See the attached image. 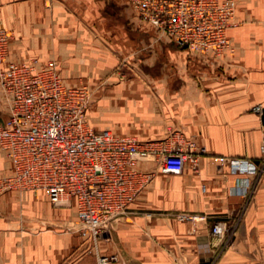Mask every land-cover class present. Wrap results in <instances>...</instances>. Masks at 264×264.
<instances>
[{
	"label": "crops",
	"instance_id": "0c3cea01",
	"mask_svg": "<svg viewBox=\"0 0 264 264\" xmlns=\"http://www.w3.org/2000/svg\"><path fill=\"white\" fill-rule=\"evenodd\" d=\"M235 1L229 49L208 57L161 36L131 0H0V27L10 35L3 66L54 61L67 85L93 89L96 130L141 141L177 131L197 156L195 168L186 161L179 174L157 173L96 250L79 231L74 206H52L44 190H1L0 264H97V254L112 253L118 259L106 264H264V178L243 196L234 189L243 176L220 160L257 161L264 138V113L251 110L264 106V0ZM7 116L0 99V121ZM12 173L0 147V178ZM168 211L208 220L191 231ZM217 219L235 226L227 242L228 231L210 233Z\"/></svg>",
	"mask_w": 264,
	"mask_h": 264
},
{
	"label": "built area",
	"instance_id": "2783aa9c",
	"mask_svg": "<svg viewBox=\"0 0 264 264\" xmlns=\"http://www.w3.org/2000/svg\"><path fill=\"white\" fill-rule=\"evenodd\" d=\"M131 6L142 21L179 48L208 57H221L229 49L227 29L234 20L235 0H131ZM9 41L10 35L0 27V99L8 108L7 118L0 121V147L13 168L0 180V190H44L52 206H74L79 231L96 250L110 222L125 214L157 173L179 174L186 161L195 168L193 142L177 131L141 141L109 129L96 130L86 117L87 87L67 85L54 61L3 66ZM251 110L263 115L264 106L256 103ZM259 150L257 161L220 158L243 176L235 184L236 193L250 195L255 178H264V138ZM145 161L155 162V170L142 169ZM170 216L189 224L191 231L208 220L198 212L175 211ZM234 227L227 230L217 219L210 233L219 237L228 231L227 242ZM117 259L115 253L96 257L97 264Z\"/></svg>",
	"mask_w": 264,
	"mask_h": 264
},
{
	"label": "rangeland",
	"instance_id": "374dc122",
	"mask_svg": "<svg viewBox=\"0 0 264 264\" xmlns=\"http://www.w3.org/2000/svg\"><path fill=\"white\" fill-rule=\"evenodd\" d=\"M7 32V31H6ZM122 64V63H121ZM119 67H121V66H116V68H114V72H115V74L117 73H120V68ZM80 85H83V86H86L87 87V89H88V94H89V103H88V107H87V109H86V117H87V119H88V121H90V104H91V102H92V96H93V92H92V88L88 85V84H86V83H81V84H79V85H77V86H80ZM190 163V162H189ZM5 177H8V176H5ZM5 177H1L0 178V180L1 179H3V178H5ZM5 190H7V189H5ZM14 190H17V189H14ZM1 191V190H0ZM3 191V190H2ZM126 212H128V211H126ZM125 212V213H126ZM170 212V213H169ZM173 212H175V211H168V212H166L167 213V215H168V217H172V216H170L171 215V213H173ZM169 213V214H168ZM86 239V238H85Z\"/></svg>",
	"mask_w": 264,
	"mask_h": 264
}]
</instances>
